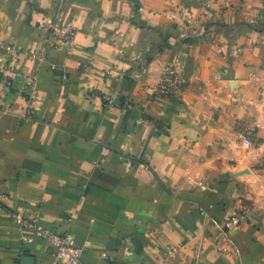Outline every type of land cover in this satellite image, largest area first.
<instances>
[{"label": "crops", "instance_id": "0c3cea01", "mask_svg": "<svg viewBox=\"0 0 264 264\" xmlns=\"http://www.w3.org/2000/svg\"><path fill=\"white\" fill-rule=\"evenodd\" d=\"M17 211L82 264H264V0H0V264L52 263Z\"/></svg>", "mask_w": 264, "mask_h": 264}, {"label": "built area", "instance_id": "2783aa9c", "mask_svg": "<svg viewBox=\"0 0 264 264\" xmlns=\"http://www.w3.org/2000/svg\"><path fill=\"white\" fill-rule=\"evenodd\" d=\"M192 30V29H190ZM74 32L67 28L63 32V37L66 41L71 42L73 40ZM179 84L175 80L174 75L169 72L165 73L161 82L155 87L156 95L175 94L179 91ZM105 105L110 107H129L132 105L131 101L125 99H105ZM246 146H251V139L245 140ZM134 158H129L128 163L132 164ZM14 219L17 225L24 230H32L37 235L45 238L52 246V254L54 261L50 264H82V248L79 247L75 241V238L70 232H59L49 228L43 227L38 224L36 218L28 217L23 211L14 212ZM246 220L245 216L240 213L232 214L225 222L226 230L238 228ZM27 239V238H26ZM168 255L170 252L168 250Z\"/></svg>", "mask_w": 264, "mask_h": 264}]
</instances>
